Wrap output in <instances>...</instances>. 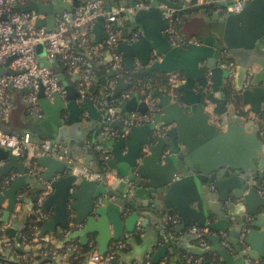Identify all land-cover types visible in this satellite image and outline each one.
Here are the masks:
<instances>
[{"label": "water", "instance_id": "water-1", "mask_svg": "<svg viewBox=\"0 0 264 264\" xmlns=\"http://www.w3.org/2000/svg\"><path fill=\"white\" fill-rule=\"evenodd\" d=\"M103 1L112 4V0ZM117 1L135 6L139 0ZM141 1L150 7L127 12L117 20L122 37L118 49L125 53L127 67L133 68L135 57H138L147 65L143 74L160 71L177 75L182 72L185 79L177 80L168 93H157L160 111L153 123L133 126L122 138H109L107 132L102 133L106 126L125 128L122 120L109 119L111 106L99 107L106 110L101 113L90 100L80 104L78 89L68 82L65 74H57L66 89L65 98L56 95L51 101L45 97L43 87L40 89L41 113L33 114L32 130L59 147H65L62 150L70 158L75 156L73 150L87 146L89 132L95 133L98 142L110 154L108 166L128 179L113 188L105 182L84 179L74 173L77 166L74 160L50 154L37 155V163L44 168L42 191L50 189L44 208L49 210L54 205L52 216L44 222L40 235L55 232L60 227L68 232L66 241L81 237L83 244L95 235L98 249L105 255L110 244L120 237L110 228L109 212L117 209L113 199L116 196L115 202L131 203L139 219L144 212L167 209L181 215L178 230L183 231L193 224L208 227L212 233L207 238L220 256V262L211 264H264V196L261 195L264 143L258 123L230 113V95L225 83L228 77L225 64L232 59L237 64L235 82L238 89L242 88L248 74L252 76V87L242 93L244 104L255 113H264V0H251L237 13L228 11L234 0ZM80 3L81 0L31 1L17 8L39 12L44 17L37 25L53 29L58 15L74 12ZM161 4L191 12L188 20L205 10L204 21L212 22L209 28H203L208 33L202 35L198 44L186 47L173 44L164 34L168 23ZM138 30L140 36L133 39ZM104 38V20L99 18L95 41ZM37 53L42 66L52 67L57 63L46 57L44 44L37 46ZM14 57L7 59L0 74L5 70L16 73L9 68ZM72 79L78 81L80 74L76 72ZM127 87L128 82L120 78L112 96L118 98ZM28 90L25 87L22 92ZM147 110V102L135 95L128 101V111L116 108L115 116L123 112L129 117L132 111L145 113ZM85 111L99 119L100 124L95 129L86 131L84 128L79 115ZM65 112L70 113L73 126L63 125ZM18 130L24 132L21 128L6 131L21 134ZM0 155L8 159L0 166V183L14 167L19 170L11 185L0 192V204L8 200L3 214V220L7 221L18 201L24 200L18 197L23 187L34 182L22 158L4 147H0ZM124 193H130L131 198H124ZM99 198L102 200L97 202ZM36 218L40 221L38 216ZM8 232L12 235L15 229L9 228ZM223 234L228 235L227 241L234 248L224 246ZM192 236L200 238L196 234L186 238ZM209 250L210 246L203 247L197 255L202 256ZM152 262L157 264L158 259Z\"/></svg>", "mask_w": 264, "mask_h": 264}, {"label": "built area", "instance_id": "built-area-1", "mask_svg": "<svg viewBox=\"0 0 264 264\" xmlns=\"http://www.w3.org/2000/svg\"><path fill=\"white\" fill-rule=\"evenodd\" d=\"M31 1H38L43 3H51L54 0H0V70L5 67L7 59L15 56L9 64V68L16 73H9L6 70L0 74V105L4 112H10L17 102V92H21L22 102L28 104V108L32 113H41L39 106V92L43 87L45 97L53 100L56 95L62 98L66 97V89L61 84L57 73L52 67L42 66L39 61L37 53V46L44 44L46 57L49 60H59L66 64L67 73L74 75L76 72L80 74L77 89L79 92L78 102L84 103L87 91L92 85V69L81 70V64L85 61L84 54L78 49H86L90 54L96 53L101 56V53L96 49L94 40L96 38V22L99 18L104 20V29L106 38L104 40L103 49L111 55V59L107 65L108 72H114V79L110 82V87L114 89L119 83L120 78H124L127 82L133 79V73L139 70H144L141 63H136L130 70L125 69V59L122 51L118 49L119 43L122 41L121 29L117 25L118 18L124 16L127 12H133L140 8H149L150 5L139 0L135 6H129L124 3H117L111 6H106L102 0H85L76 7L74 12L66 11L56 17V27L47 29L45 26H38L37 21L44 17L35 10L22 11L16 10L17 5H26ZM200 2L204 0H199ZM213 1V0H207ZM251 0H234V5L228 7L230 12H240L243 5ZM164 17L168 23L166 34L168 39L175 45L183 46L191 43H200L196 38H189L180 31L177 12L181 9L171 7L167 4H161ZM141 32L138 30L134 33L133 39H137ZM226 56L228 52L224 53ZM225 66L228 69V77L226 85L231 88L230 99H234L236 95L242 93L252 87V76L248 74L241 89L236 87V73L237 64L234 60L229 59ZM132 72V73H129ZM177 75L171 77V84L177 82ZM28 87L27 92H22V89ZM125 98H130L129 93H124ZM141 100L147 102L148 110L145 113L133 111L129 117L123 116L124 129H110L106 126L102 133L107 132L108 137L122 138L125 137L133 126H142L145 124L153 123L155 115L160 111L158 99L153 97L149 92L143 91L140 97ZM95 101V104L98 105ZM100 108L102 106L99 105ZM116 107L109 108V119H119L120 114L115 116ZM241 113H237L245 120H254L260 126V137L264 141V117L255 113L248 105L239 107ZM0 147L10 149L13 154L22 158L27 166L28 173L35 177L37 180L42 181L44 177V168L40 166L36 157L39 154H50L58 158L64 157V152L60 147L53 143L50 139H43L37 141L33 138L30 131L23 133L8 132L0 128ZM97 148L100 152L99 156L103 163H107L110 154L104 149L102 144H98ZM34 151L33 157L29 153ZM76 168V167H75ZM80 177L88 180L105 182L108 186L119 184L121 181H128L127 178L117 174L110 167L105 166L103 170H92L88 165L79 164L74 172ZM17 177V174H11L2 180L5 189L9 187L12 181ZM116 188V187H114ZM264 190V183L261 192ZM50 189L43 191L36 200L35 212L37 213L40 221H46L51 216L44 210V201ZM124 198L129 200L130 193H124ZM116 200L117 197L113 196ZM19 203V202H18ZM17 203V204H18ZM2 211H0L1 213ZM162 218L166 225H179L182 223V217L178 212L168 213L161 211ZM9 224L3 223L0 226L1 239L6 241V231ZM36 229L39 227L36 225ZM40 229V228H39ZM188 232L191 234L199 235L202 246H209L205 240V236L210 234L208 227H202L197 224L188 227ZM40 233V232H39ZM44 246L47 247L49 239L41 236ZM168 240L175 239L174 233H169ZM222 243L227 248H231L227 243L226 234H223ZM125 243L117 241L110 244L108 252L105 255L95 254L92 261L101 264H113L112 260L115 259L117 252L124 247ZM79 247L75 242L66 244L64 251L66 253L74 252ZM57 250H46V256H55ZM192 256L189 257L191 260ZM198 262L202 261L201 258L197 259Z\"/></svg>", "mask_w": 264, "mask_h": 264}, {"label": "crops", "instance_id": "crops-1", "mask_svg": "<svg viewBox=\"0 0 264 264\" xmlns=\"http://www.w3.org/2000/svg\"><path fill=\"white\" fill-rule=\"evenodd\" d=\"M173 1L178 3L177 0H173ZM103 3L106 6H111L117 3H124V2L112 0L111 5H107L104 1ZM189 5H191V3H189ZM186 12H187L186 17L180 21L181 31L189 38H196L198 40H201L202 35L208 33L207 31H204L203 28H209V25L212 22H208L207 24L204 21L203 16L206 15L205 10L201 11L200 13L193 14V18L191 20L187 19V17L191 14V12L189 11ZM165 30H164V34L167 36ZM104 40L105 38L102 39L101 41H95L96 49L100 53L102 52L101 56L97 55L96 53H92V55L91 54L90 55L94 57L93 58L94 60H96L97 58L101 59L100 64H105L106 65L105 68H106L111 59V55L105 52V50L103 49ZM123 54L125 59V53L123 52ZM138 62L141 63L144 66V68L147 67V65L143 63L141 59L135 57L134 65ZM72 78L73 77L67 78L68 82L75 84L77 87V81H74ZM184 79L185 78H183L182 80L184 81ZM226 79H225V83H226ZM195 88L197 89L196 86ZM123 92L121 93V99L119 100V103H117L116 108H121L125 112L128 111V101L131 99V97L125 98L123 96L124 95ZM16 94H17L18 102L10 112L7 113L4 112L0 105V128L3 130L21 128L23 129L22 132L26 130L32 131L33 138L36 139L37 141L45 139L40 137L37 133H35L34 130H32L33 124H35V118H33L34 113H32L29 110L28 106H26V104L22 102L21 99L22 94L19 92H17ZM94 106L97 109L99 108V105L94 104ZM105 112L106 110H101V113H105ZM260 114L264 115V113H260ZM79 116L80 119H82V123L86 131H88V129L90 128L95 129V127L99 126L100 124L99 119H94V117L91 115L89 111H85ZM122 116H124L123 112L120 113L119 120H122L123 118ZM62 119H64L63 125H68V126L74 125L73 121L70 120L69 112L63 113ZM18 132H20V130H18ZM89 134H90V138L88 140L87 146L85 145L84 147H78L80 148L81 151H78V148L76 150H73L75 156L72 158L66 156L64 153V157L62 159H66L69 161L74 160L77 166L79 164L88 165L92 170L95 171L103 170L105 166L101 165L100 163L101 162L100 161L101 158L99 156L100 152L97 148V145L101 144V142H98V139H96L95 137L96 136L95 133L89 132ZM62 149H65V147L61 146L60 150ZM33 153L34 151H31L29 153V156L31 158L33 157ZM76 155H79V158H76ZM7 162L8 159L0 155V166L6 164ZM77 166L75 167L77 168ZM75 167L73 169V172L76 171ZM14 173H16L17 175L19 174V170L16 167H14V169L11 171L10 175ZM31 177L33 178L32 182H34L35 184L33 183L32 185L24 186L22 191L18 195V197L24 198V200L18 201L19 203L16 205L14 212L11 213L7 221L3 220V215L1 217V220L4 223L9 224L8 229L9 228L15 229L14 234L11 235L10 232L7 234L6 237L7 242L10 241L11 237L17 238L20 234L21 229L24 228L26 225H29L30 223L33 224L39 222L37 221L36 218V216L38 215L35 212L34 204L36 203V200L38 198L36 194L38 193V195H40L43 192L42 191L43 182L37 180L33 176ZM260 181L261 179L259 178L258 182L260 183ZM117 186H118L117 183L114 186L111 185V187L113 188ZM34 188H37V190ZM261 195L264 196V190L261 192ZM102 197H106V195H102ZM101 200L99 198L97 202H100ZM122 202L123 201L115 202L114 200V206H116L117 209H113L111 212H109V217L111 219L110 228L113 233H118L120 235V237H118V239L114 240L112 243L117 241H122L123 243H125L124 247H122L117 252L119 264H154L152 260L155 258L158 259L157 264H178L179 256L177 254L174 255L171 253L172 249L170 248V242H169L170 240L167 239L168 237V234L166 232L167 225L166 223H164L162 215L156 214L155 211L154 212L147 211L142 213L141 218L139 219L135 216L133 207L131 208L128 204L126 205ZM1 205L5 211V208L8 205V200L5 199L1 203ZM44 210L48 214H50V216H52V213L54 211V205H52L51 209L47 210L44 208ZM112 218L114 219V221L112 220ZM76 228L79 229L80 226H76ZM177 231L178 234L176 235L174 234L175 235L174 240L178 242L180 249H182L186 253H189L193 256H201V255H197L198 253L197 251L199 250L201 251V248L203 247H209V246H202L200 242V238L192 236L189 239H187L186 238L187 235L191 234L188 232V228H186L183 231L177 229ZM211 233L212 232L210 231V234ZM56 234H59L62 237L58 238L56 237ZM39 236H41L40 233ZM43 236H45V238L51 241L50 244L53 245V248L58 250V253L55 256L51 255V257H46V259L43 260L34 259L31 264H71L69 259L72 252L66 253L64 251L66 244L69 242H75L78 245L79 249L84 248L85 246H89L91 248L90 249L91 256H90V260H88V264H101L92 261L91 258L95 254H101L98 249V243L95 240V235L90 236L89 240L85 244L82 243L81 237H76L74 239H71L70 241H66L68 237V232L60 227H58V229L55 232H48ZM227 239H228V235L226 234V240ZM210 242H211V247L215 249L213 242L212 241ZM227 243L230 245L231 247L230 249L234 248L233 247L234 245H231L230 242L227 241ZM7 245L10 244L8 243ZM25 249L26 250L30 249V245L28 244Z\"/></svg>", "mask_w": 264, "mask_h": 264}, {"label": "trees", "instance_id": "trees-1", "mask_svg": "<svg viewBox=\"0 0 264 264\" xmlns=\"http://www.w3.org/2000/svg\"><path fill=\"white\" fill-rule=\"evenodd\" d=\"M85 0H81V2H84ZM16 10H20L16 8ZM187 12L185 10L178 11V18L180 21L186 17ZM180 27V23H179ZM181 31V28H180ZM182 32V31H181ZM183 33V32H182ZM94 45H96L94 40ZM188 46V45H186ZM185 46V47H186ZM82 54H84L85 61L81 64V70L85 69H92V85L87 91V96L85 101L90 100L95 104L96 103L102 108H107V106H117V103H119V100L121 99V95L118 98H115L112 96L113 89L110 87V82L115 78L114 75H111L110 72H108L107 68H105V64H100L101 59L94 60L88 50L86 49H78ZM101 51V50H100ZM102 53V52H101ZM147 68V67H146ZM144 68V70L146 69ZM52 69L58 74L63 73L66 75V78H71L73 75H69L67 73V66L61 61H57L56 64L52 66ZM125 69L130 70L125 64ZM143 70H139L133 73V79L131 82H128V87L124 90L123 93H129L131 98L135 95H141L143 94V91L149 92L153 97L157 98L158 92H165L168 93L171 89H173V85L171 84V77L173 75L167 74L160 71H155L150 74H143ZM132 73V72H129ZM184 77V74L182 72L177 73V80L182 79ZM79 80L77 81V83ZM226 91L230 95L231 88L229 85H227ZM19 93H21L19 91ZM18 102V101H17ZM16 102V104H17ZM230 113H232L233 116H235L237 113H241L239 111V107L244 105L242 95H236L234 99H230ZM264 117V115H262ZM123 117V116H122ZM119 130V128H114ZM120 131V130H119ZM101 165L107 166V163H103L102 160H100ZM263 183V182H262ZM5 189V186L3 185V182L0 183V192H2ZM130 207H132V204H128ZM36 208V203L34 204V209ZM0 226L4 223L1 220V217L3 215L4 208L0 204ZM163 211L168 213H174L176 211L174 210H167L164 209ZM156 214H161L160 211H156ZM44 224V221H39L37 223L26 225L24 228L21 229L20 234L17 238L10 239L9 242H5L1 239V231H0V264H31L34 259L37 260H43L46 259L45 252L46 250H56L53 248V245L50 244V240L47 243V247L44 246V242L41 236H39V232L42 229V226ZM38 226L39 228L36 229L35 226ZM167 234L174 233L175 235L178 234L177 231V225H167L166 227ZM8 230L6 231V234H8ZM56 237L61 238L59 234H56ZM36 240V241H35ZM205 240L207 241V244L211 247V242L205 236ZM170 248L172 249L171 253L174 255H178V264H211V263H218L220 262V256L216 249L212 248L207 251L202 256H193L189 253H186L182 249H180L179 244L177 241L170 239ZM10 245H7V244ZM30 245V249L26 250V246ZM91 248L89 246H85L84 248H80L70 255V263L71 264H88V260H90L91 256ZM58 251V250H57ZM192 256L191 260L189 257ZM201 258L202 261L198 262L197 259ZM116 261L115 264H119L118 261V254L116 255L115 259L112 260Z\"/></svg>", "mask_w": 264, "mask_h": 264}]
</instances>
